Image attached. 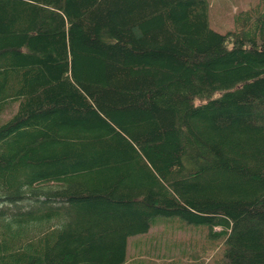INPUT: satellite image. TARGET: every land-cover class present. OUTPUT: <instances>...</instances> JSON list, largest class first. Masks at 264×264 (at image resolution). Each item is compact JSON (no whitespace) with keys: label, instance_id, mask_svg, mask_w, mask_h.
I'll return each instance as SVG.
<instances>
[{"label":"trees","instance_id":"trees-1","mask_svg":"<svg viewBox=\"0 0 264 264\" xmlns=\"http://www.w3.org/2000/svg\"><path fill=\"white\" fill-rule=\"evenodd\" d=\"M166 224L264 264V4L0 0V264H125Z\"/></svg>","mask_w":264,"mask_h":264},{"label":"rangeland","instance_id":"rangeland-1","mask_svg":"<svg viewBox=\"0 0 264 264\" xmlns=\"http://www.w3.org/2000/svg\"><path fill=\"white\" fill-rule=\"evenodd\" d=\"M259 4L263 5L264 0H210L211 25L222 32L231 30L240 13ZM191 227L160 225L133 238L131 244L145 240L150 245L140 254L129 248L130 259L125 264H222L223 239L211 236L205 227Z\"/></svg>","mask_w":264,"mask_h":264}]
</instances>
